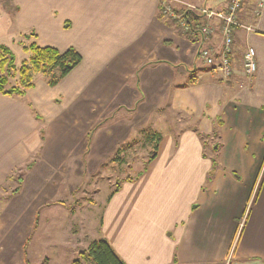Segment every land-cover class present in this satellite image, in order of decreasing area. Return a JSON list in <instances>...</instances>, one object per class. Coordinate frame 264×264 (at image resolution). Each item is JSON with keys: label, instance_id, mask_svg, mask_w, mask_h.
<instances>
[{"label": "crops", "instance_id": "1", "mask_svg": "<svg viewBox=\"0 0 264 264\" xmlns=\"http://www.w3.org/2000/svg\"><path fill=\"white\" fill-rule=\"evenodd\" d=\"M227 1L0 2L12 44L22 51L34 42L80 56L53 87L34 74L24 95L0 93V264H26L34 219L61 183L77 187L84 154L124 152L152 115L150 132L161 136L155 155L140 177L110 196L103 237L125 264H264V0L241 4L238 20L250 31L235 30L241 56L224 80L199 60V39L189 40L161 14L162 3L181 12L188 4L219 9ZM248 47L256 63L250 78L242 68ZM166 110L197 118L210 150L194 131L162 128Z\"/></svg>", "mask_w": 264, "mask_h": 264}, {"label": "rangeland", "instance_id": "2", "mask_svg": "<svg viewBox=\"0 0 264 264\" xmlns=\"http://www.w3.org/2000/svg\"><path fill=\"white\" fill-rule=\"evenodd\" d=\"M167 20L171 22L169 18ZM9 25L10 16L1 15L0 45L9 49L11 47L14 60L18 63L28 54L16 44H12V38L8 32ZM240 56V52H237L233 46L231 58L237 59ZM210 77L218 76L213 74ZM166 113L168 114L162 118L164 122L162 128H170L175 134H179L184 129L193 131V128L199 132L197 118L181 111L166 110ZM152 116L143 130L124 144V152H112L108 157L104 156L109 152H96L93 156L84 154L81 157L83 166L77 187L70 190L66 188L65 183H61L53 190H56L54 200L49 201L47 207L44 206L41 212L39 210L38 216L34 219L32 233L26 243V264H72L78 258L79 252L85 251L91 242L101 239L107 241L102 234V220L110 196L127 179L134 180L141 175L146 169L149 158L155 153V143L149 139L152 133L150 130H153L152 122H150L153 120ZM114 123L116 119L113 118L104 126ZM133 138L135 140H132ZM203 139L206 143L205 150L209 151L211 139L206 137ZM33 156L31 163L39 159L38 153ZM56 172L58 175L61 174L60 170ZM18 176H20L19 173ZM52 176L55 177L54 174ZM50 181L54 185L53 182L56 179L50 177ZM64 181L67 182V179ZM74 181V178L69 179V183ZM82 264L93 263L85 260Z\"/></svg>", "mask_w": 264, "mask_h": 264}, {"label": "trees", "instance_id": "3", "mask_svg": "<svg viewBox=\"0 0 264 264\" xmlns=\"http://www.w3.org/2000/svg\"><path fill=\"white\" fill-rule=\"evenodd\" d=\"M186 17L190 23H199L200 21L199 17L190 13H188ZM28 36L24 35L25 38H27ZM186 37L189 40L192 38H200L198 35ZM23 51L29 53V56L27 59L22 60L18 65H16L12 51L6 46L0 45V70L2 71L0 75V93L4 95H24L25 91L33 86L34 74H39L44 77L48 86L53 87L80 62V56L73 48H69L63 52H59L54 48L40 47L34 42H31L26 46H23ZM11 72L17 74L18 78L15 84L9 81V77L12 75ZM35 117L39 119L38 115H35ZM101 124H103V122L98 123L96 127H99ZM221 125L222 117L216 118L212 136H218L219 128L221 127ZM43 131V129L40 130V136L42 139L44 135ZM193 131L197 133L202 143L205 142L203 139L204 137H210L205 135L204 133L198 132L195 128H193ZM160 137V134H158L157 132L151 133L149 135V139H151L155 143V151ZM154 155L155 153L151 156V158H149V161L154 157ZM217 167L218 164L214 159L212 162L211 173ZM144 171L145 170H143L142 174L144 173ZM22 175L23 172L20 174V176L17 177V180H20ZM141 175L137 176L135 179H137ZM233 175L237 177L236 174ZM18 191L19 187L12 191V194H16ZM85 260H89L93 264H125L124 261L113 250L110 244L102 239L91 242L85 251L79 252L78 258L75 259L72 264H82V262ZM173 261L176 262L175 259Z\"/></svg>", "mask_w": 264, "mask_h": 264}, {"label": "built area", "instance_id": "4", "mask_svg": "<svg viewBox=\"0 0 264 264\" xmlns=\"http://www.w3.org/2000/svg\"><path fill=\"white\" fill-rule=\"evenodd\" d=\"M9 0H0L7 2ZM244 0H228L226 4L219 8H210L206 5H185L181 12H174L165 3L161 5V14L175 24L178 31L186 36L198 35L197 55L199 60L213 72H218L227 79L232 75L231 54L233 52V36L235 30L240 28L250 31L238 20V11ZM187 13L200 17L203 21L189 22ZM218 38L219 42L212 41ZM242 68L244 73L250 78L255 70V53L253 48L248 47L243 53Z\"/></svg>", "mask_w": 264, "mask_h": 264}]
</instances>
